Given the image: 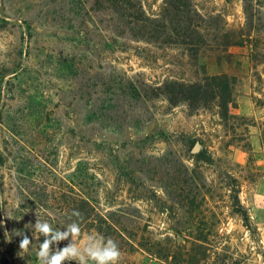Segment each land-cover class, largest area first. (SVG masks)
Segmentation results:
<instances>
[{"label": "rangeland", "instance_id": "rangeland-1", "mask_svg": "<svg viewBox=\"0 0 264 264\" xmlns=\"http://www.w3.org/2000/svg\"><path fill=\"white\" fill-rule=\"evenodd\" d=\"M222 75L228 111L171 88ZM108 238L118 264L188 242L264 264V0H0V264H96Z\"/></svg>", "mask_w": 264, "mask_h": 264}, {"label": "trees", "instance_id": "trees-1", "mask_svg": "<svg viewBox=\"0 0 264 264\" xmlns=\"http://www.w3.org/2000/svg\"><path fill=\"white\" fill-rule=\"evenodd\" d=\"M107 2H112L116 5L123 4V0H105ZM141 22H144L148 24L149 26H152L154 22L157 20H154L152 18H146L143 19L138 18ZM196 29H199V26L195 27ZM155 30V29H154ZM152 34L158 33L156 30L155 32H151ZM251 33V32H250ZM235 39H240V37H236L233 40H231L228 44L229 47L238 45ZM242 39V38H241ZM239 41V40H238ZM176 86V87H174ZM171 88L174 92L177 93L180 97H182L183 101L187 102L190 107L195 108L196 104H199V102L203 101H215L217 99H221V103L219 105V108L223 109L224 111H228L231 105L234 106V98H233V82L230 76L228 75H222V76H213V77H207L203 83H195L192 85H181V84H174L171 85ZM196 158L199 161H203L208 164H213V159L211 155H208V153L205 150H201L196 154ZM233 180V178L231 177ZM234 181V180H233ZM236 188H233L232 191L237 192L234 190ZM236 204L235 207L238 206L240 208L239 213L242 214L244 220L246 222L249 221L248 216L242 212L241 204L239 201V198L236 197ZM81 209L80 212L83 216H86V221H88L95 212V209L91 206V204L87 200L81 201ZM111 222V224H110ZM97 230L100 234H119L123 235L125 234V230H122V232H119L120 229H123V226H121L120 221L115 219H108V220H100L97 223L93 225H89L88 222L85 223L84 230ZM190 243L189 246L187 245H178L175 244L174 246L168 247L166 250H158L156 249L153 251V246H150L148 244H138L140 249H143L145 252L150 254L152 257H155L159 260L160 264H235L233 262V258L229 256L228 254L224 253H217L212 252H201L200 250L203 249L202 244L196 243V242H188ZM134 246V245H133ZM160 247V245L158 246Z\"/></svg>", "mask_w": 264, "mask_h": 264}, {"label": "clouds", "instance_id": "clouds-1", "mask_svg": "<svg viewBox=\"0 0 264 264\" xmlns=\"http://www.w3.org/2000/svg\"><path fill=\"white\" fill-rule=\"evenodd\" d=\"M74 214L79 215L78 212H74ZM36 227L39 232L45 235H47L51 231L47 222L41 224L38 221ZM70 231L73 234H78L80 232V227L77 225H72L70 226ZM29 243H30L29 238L25 236L20 243V248L27 249ZM41 247L43 251L40 252V255L46 254L48 247H49V242L45 241ZM69 251H70L69 249H66L64 253H60V254L53 256L50 261V264H61V261L69 253ZM90 255L92 259L96 261V264H118V261L120 260L122 254H121L118 244L111 238H108L107 244L105 246L98 247L95 250H92Z\"/></svg>", "mask_w": 264, "mask_h": 264}]
</instances>
